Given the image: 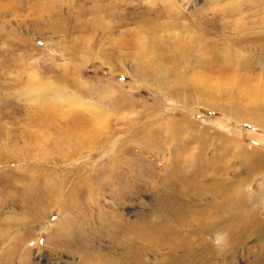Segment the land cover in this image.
Segmentation results:
<instances>
[{
    "label": "rangeland",
    "instance_id": "1",
    "mask_svg": "<svg viewBox=\"0 0 264 264\" xmlns=\"http://www.w3.org/2000/svg\"><path fill=\"white\" fill-rule=\"evenodd\" d=\"M250 149L264 162V0H0V258L18 244L10 264H81L47 238L62 209L89 213L90 187L102 215L134 219L176 170L185 189L206 187L195 207L228 215L213 184L240 179L264 216ZM46 176L68 178L56 188L79 205L50 206ZM44 205L45 230L30 217ZM254 241L233 264L253 258ZM110 242L99 251L112 257Z\"/></svg>",
    "mask_w": 264,
    "mask_h": 264
},
{
    "label": "bare ground",
    "instance_id": "2",
    "mask_svg": "<svg viewBox=\"0 0 264 264\" xmlns=\"http://www.w3.org/2000/svg\"><path fill=\"white\" fill-rule=\"evenodd\" d=\"M250 152L248 162L250 174L253 175L264 170V162L259 160V154L255 149H250ZM253 154H257L256 157ZM184 175L180 170H176L172 176L171 173L169 176L164 174L160 179V191L151 193L152 202L148 204L150 212L144 210L145 212L136 213L135 218L131 220L120 214V217L117 214L112 217L102 215L98 205L94 204L96 197L89 187L85 190L86 200L90 201L89 213L86 214L80 206L73 210V214L62 209L61 218L58 217L53 223L51 237L47 238L56 240L59 246L72 247L81 264H215L216 258H219L223 264H233L237 260V252L242 249L244 251V241L252 237L255 239L254 245L246 247V252L253 250V258L247 260L246 264H264V216L255 214L256 209L248 205L246 193L242 188L243 180H236L225 188L213 184V189L219 194L217 198L220 197V204L224 203L223 206L230 208L228 215L221 214V217L218 213L212 214L215 213L213 209L216 205L209 200V203L195 207L200 199V193L206 187L199 184L195 188L185 189L179 184V180L184 179ZM67 180L53 181L47 176L43 177L42 184L45 188L53 192L56 190L55 199L51 201L50 206L54 203L55 206L60 202L63 204L64 201H71L70 196H63L57 189L65 186L62 181L67 183ZM90 182L91 180L84 177L83 185ZM96 183H99V177ZM132 191L134 189L131 187L127 192H118L114 189L116 193L113 198L116 200L127 198L126 196ZM185 199H189V203H186ZM71 203L79 205L75 199ZM140 205L146 208L143 206L146 205L145 202ZM46 209L44 205L30 217L39 225H43L40 218L47 214ZM152 216L155 217L152 219ZM41 229L45 230V225ZM216 232L223 236V241L217 247L207 240L208 235ZM77 233L80 237H76ZM4 236L5 234L1 238ZM104 239L111 240L108 245H115L120 253H114L110 257L109 251L106 250L104 253L99 251V243ZM30 240L32 238L27 240L28 250H30L28 246ZM21 241L22 238L19 237L16 242ZM36 245L39 246L38 243ZM17 249L18 244L7 249L5 256L0 258V264H10ZM214 254L218 256L212 257ZM150 255L154 256V261L150 260ZM20 259V262H23L27 260V256H22ZM75 263L77 264V261Z\"/></svg>",
    "mask_w": 264,
    "mask_h": 264
}]
</instances>
